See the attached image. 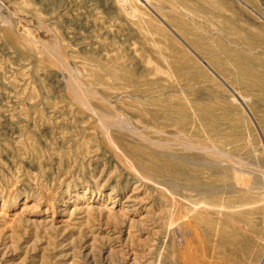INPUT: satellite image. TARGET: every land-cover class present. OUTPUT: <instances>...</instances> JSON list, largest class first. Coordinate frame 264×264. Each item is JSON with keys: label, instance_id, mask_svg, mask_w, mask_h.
<instances>
[{"label": "rangeland", "instance_id": "obj_1", "mask_svg": "<svg viewBox=\"0 0 264 264\" xmlns=\"http://www.w3.org/2000/svg\"><path fill=\"white\" fill-rule=\"evenodd\" d=\"M148 1L0 0V264H264V0Z\"/></svg>", "mask_w": 264, "mask_h": 264}, {"label": "bare ground", "instance_id": "obj_2", "mask_svg": "<svg viewBox=\"0 0 264 264\" xmlns=\"http://www.w3.org/2000/svg\"><path fill=\"white\" fill-rule=\"evenodd\" d=\"M124 2H126L127 0H123ZM146 2V4L147 3H149V1L148 0H145ZM124 5H125V3H124ZM149 5V4H148ZM128 6V5H127ZM126 6V7H127ZM4 7V6H3ZM149 7V6H148ZM130 7L128 6V9H129ZM10 9V8H9ZM10 11H11V9H10ZM134 13V12H133ZM9 16V15H8ZM7 19V18H6ZM8 21V20H7ZM28 21V20H27ZM19 22V21H18ZM7 23V22H6ZM19 24V23H18ZM29 24V23H28ZM20 26V25H19ZM33 26V25H32ZM24 28V27H23ZM24 30V29H23ZM23 30H20V31H23ZM27 30H29V29H27ZM36 31V30H35ZM27 34V33H26ZM27 36V35H26ZM27 38L28 37H26V40H27ZM31 38V37H30ZM29 39V38H28ZM33 40V39H32ZM35 43V42H34ZM31 44V43H30ZM74 75V74H73ZM75 76H76V74H75ZM70 81V80H69ZM69 83V82H68ZM70 85V84H69ZM97 112V111H96ZM98 113V112H97ZM99 117H100V119L104 122V127H108V124L109 125H116V124H119V125H124L123 123H124V121L123 120H118V119H116V118H114V117H111V122H107L106 121V118H107V115L106 114H99ZM143 120L144 121H146L145 120V118H143ZM126 124L125 125H128L129 124V122H125ZM149 122H147L146 121V123L145 124H148ZM130 125H128V126H126V127H129ZM141 136L142 137H144L145 138V135H143V134H141ZM151 141V140H150Z\"/></svg>", "mask_w": 264, "mask_h": 264}]
</instances>
